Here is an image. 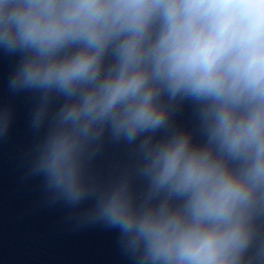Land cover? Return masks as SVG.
I'll use <instances>...</instances> for the list:
<instances>
[{
  "label": "clouds",
  "instance_id": "9594fccd",
  "mask_svg": "<svg viewBox=\"0 0 264 264\" xmlns=\"http://www.w3.org/2000/svg\"><path fill=\"white\" fill-rule=\"evenodd\" d=\"M0 48L20 54L9 87L39 93L34 129L62 98L32 169L54 200L94 198L140 264H264V0H0ZM185 101L203 142L175 123ZM106 137L137 161L97 192Z\"/></svg>",
  "mask_w": 264,
  "mask_h": 264
}]
</instances>
